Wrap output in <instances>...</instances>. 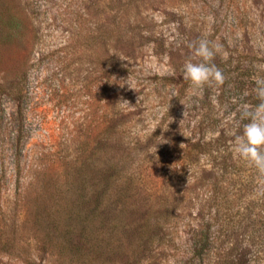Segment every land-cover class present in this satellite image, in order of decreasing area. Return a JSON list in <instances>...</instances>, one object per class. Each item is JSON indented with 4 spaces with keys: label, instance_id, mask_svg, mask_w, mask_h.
<instances>
[{
    "label": "rangeland",
    "instance_id": "rangeland-1",
    "mask_svg": "<svg viewBox=\"0 0 264 264\" xmlns=\"http://www.w3.org/2000/svg\"><path fill=\"white\" fill-rule=\"evenodd\" d=\"M108 1L129 5L118 12L107 7ZM4 12L19 23L31 51L25 66L28 139L22 150L23 170L18 183L11 146L6 141L0 148V219L9 217L4 212L10 209L6 205L16 208L13 215L20 208L21 198L16 197L15 201L14 197L17 187H22L28 206L32 210L43 206L51 214L49 219L57 216V207L60 214L73 213V161L83 148L89 155L99 139L107 155L119 158L129 154L126 160L131 164L126 167L132 169L134 183L142 185L141 198L168 194V198L180 199L190 178L200 175L196 174L198 166L187 172L183 151L197 119V111L192 109L201 92L194 91L190 82L188 87L156 86L152 78H184L185 61L199 60L193 57L191 45L200 39H226L227 48L221 46L219 52L222 57L224 52L233 57L241 54L255 77H264V71L254 67L264 65V0H0V19ZM119 16L122 22L127 19L136 24L128 29L127 39L115 44L120 61L127 66L110 76L104 37L97 47H78L73 40V19L104 21ZM151 27L159 34L155 42L161 48L153 42ZM1 29L0 81L11 80L16 73V56L7 47ZM242 63L245 66L247 62ZM233 66L223 70L228 84L214 86L213 93L218 95L220 88L238 109L248 92L233 90ZM122 100L130 106L117 105ZM3 109L1 133L10 120L12 103L5 100ZM110 127L114 134L110 135ZM38 193L41 195L35 199ZM156 210L147 209L121 219L123 227L119 233L127 232L122 236L126 242L121 249L129 243L137 249L140 244L132 261L124 256L131 253V248L129 253L127 248L119 255L102 256L98 264H184L180 257L184 246L178 237L186 231L188 213L175 211L160 219L165 221L160 229H151L156 231L152 240L139 239L140 219ZM45 233L39 243L30 237L25 241V250L33 254L35 263L45 260L44 264H82L73 263V235L66 242L61 233L60 246L49 249L56 233L44 237ZM233 244L237 252L255 254L249 255L246 264H264V242L259 244L255 238L247 243L244 238L235 237ZM213 262L206 259L204 264ZM0 264L25 263L15 256L0 254Z\"/></svg>",
    "mask_w": 264,
    "mask_h": 264
},
{
    "label": "trees",
    "instance_id": "trees-1",
    "mask_svg": "<svg viewBox=\"0 0 264 264\" xmlns=\"http://www.w3.org/2000/svg\"><path fill=\"white\" fill-rule=\"evenodd\" d=\"M127 5L129 4L123 1L107 3L109 9L116 8L118 12L125 11ZM121 17L111 20L107 17L104 21L73 19V40H76L78 47H97L100 38L104 37L105 60L109 64L110 76L121 72L119 68L126 64L120 61L115 44L120 43L123 38L127 39L128 29L136 24H131L127 19L122 22ZM18 24L11 14L7 15L5 12L0 19L1 36L4 37L11 53L16 56L13 58L16 65L14 78L0 81V112H5V100L12 103L10 120L5 123L4 132L1 133L0 130V148H4L6 141H9L19 176L16 182L19 183L20 171L23 170L22 150L28 139L25 125V66L31 50L28 49L30 45L27 48L25 34ZM149 33L155 38L153 42L158 40L156 37H159V34L153 27ZM211 41L223 47L227 46L226 39ZM157 47L161 48V45L157 43ZM213 62L222 71L234 64L233 74L236 77L233 90L248 92L244 95L243 105L254 106L260 102L254 91L258 77L252 73L254 70L244 56L236 54V57L229 55L225 58L218 53ZM242 62L247 63L244 66ZM152 79L156 86H189V81L183 77L164 76ZM213 88L214 86H205L200 91V96L196 97L197 103L192 109L197 111V119L189 130V138L183 152L186 154L187 172L198 166L196 174L200 172V175L190 178L184 196L177 199L174 196L168 198V194H156L150 199L141 198L142 185L134 183L132 169L126 167L131 164L126 160L130 157L129 154L119 158L109 156L99 139L97 147L93 148L89 155L83 148L73 161V213L67 211L64 212L65 215L60 214L61 210L57 207L56 211L59 213L49 219L51 214L46 213L43 206H36L32 210L28 206L29 203L24 201L25 193L22 187H17L14 197L15 201L18 197L21 198L19 210L13 215L12 212L16 208L6 205V209H10L4 212L9 213V217L3 216L0 219V254L15 256L25 264H44L45 260L35 263L36 261L31 259L33 254L25 250V241L30 237L39 243L40 236L45 231L44 237L56 233L53 237L55 241L47 246L49 249L60 246L58 238L61 233L66 242L71 241L73 235V263L98 264L97 261H100L102 256L119 255L127 248L128 253L131 248V253L124 256L132 261V258L138 255L140 244L137 249L132 246L133 243L121 249L123 242H126V238L122 236L127 233L125 230L121 231V235L119 233L123 227L121 219L129 214L157 208L155 213L143 214L140 219V240H152L156 231L151 229L157 226V229H160V224L165 222L160 219L182 210L188 213L186 231L182 232V237H178L184 246V252L182 251L180 256L184 264H204L206 259L214 260L213 264H246L249 255L255 254L248 251L237 252L233 247V240L235 237H241L247 243L255 238L259 244L264 242V195L258 193V190L264 189V178L259 177L254 168L249 167L232 151V133L242 131L243 123L247 122L240 120L242 107L237 109L230 103L220 88L219 94L215 95ZM109 132L110 135L114 134L113 127L109 128ZM141 150L139 148V151ZM134 151H137V148L134 147ZM200 161L203 164H199ZM178 174L177 172L176 175ZM40 195L38 193L35 199ZM17 211L19 213L16 216ZM45 228L47 230H43ZM238 230H242V233L238 234Z\"/></svg>",
    "mask_w": 264,
    "mask_h": 264
},
{
    "label": "clouds",
    "instance_id": "clouds-1",
    "mask_svg": "<svg viewBox=\"0 0 264 264\" xmlns=\"http://www.w3.org/2000/svg\"><path fill=\"white\" fill-rule=\"evenodd\" d=\"M193 57L199 58L194 62L192 58L185 61L183 66L184 78L188 80L194 91H202L205 86H222L226 81L223 71L213 62L221 51V46L208 39L193 42ZM227 58V52L223 53ZM258 71H264V65H255ZM257 99L256 105H242L240 120L247 121L242 125V131L234 132L232 141L233 153L256 170L257 175L264 178V77L256 79L254 89ZM117 105L130 106L122 100ZM183 144H181L182 148ZM264 195V189L258 190Z\"/></svg>",
    "mask_w": 264,
    "mask_h": 264
}]
</instances>
